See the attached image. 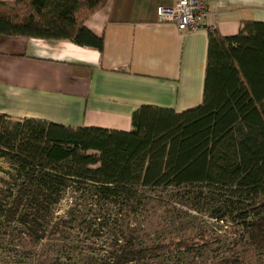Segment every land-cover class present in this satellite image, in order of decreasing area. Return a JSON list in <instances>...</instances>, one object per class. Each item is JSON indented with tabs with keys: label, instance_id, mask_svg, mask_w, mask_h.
Listing matches in <instances>:
<instances>
[{
	"label": "trees",
	"instance_id": "1",
	"mask_svg": "<svg viewBox=\"0 0 264 264\" xmlns=\"http://www.w3.org/2000/svg\"><path fill=\"white\" fill-rule=\"evenodd\" d=\"M106 2L0 0V33L103 51ZM0 159V264H264V22L210 30L199 105L129 131L0 113Z\"/></svg>",
	"mask_w": 264,
	"mask_h": 264
},
{
	"label": "crops",
	"instance_id": "2",
	"mask_svg": "<svg viewBox=\"0 0 264 264\" xmlns=\"http://www.w3.org/2000/svg\"><path fill=\"white\" fill-rule=\"evenodd\" d=\"M175 0H107L85 25L104 49L0 33V113L67 126L133 128L142 105L182 112L202 103L209 32L264 22V0H207L204 24L180 31L157 7Z\"/></svg>",
	"mask_w": 264,
	"mask_h": 264
},
{
	"label": "built area",
	"instance_id": "3",
	"mask_svg": "<svg viewBox=\"0 0 264 264\" xmlns=\"http://www.w3.org/2000/svg\"><path fill=\"white\" fill-rule=\"evenodd\" d=\"M208 12L207 0H175L172 4L162 2L157 7L159 20L175 24L180 31L202 26Z\"/></svg>",
	"mask_w": 264,
	"mask_h": 264
},
{
	"label": "rangeland",
	"instance_id": "4",
	"mask_svg": "<svg viewBox=\"0 0 264 264\" xmlns=\"http://www.w3.org/2000/svg\"><path fill=\"white\" fill-rule=\"evenodd\" d=\"M8 167H9V165H8V163L4 160V159H0V178H2L5 174H7L6 172H7V170H8ZM1 180V179H0ZM69 204H70V201H68V199H64L63 201H62V203H61V205L59 206V212L60 213H63L66 209H67V207L69 206ZM165 216V215H164ZM164 216L163 217H160V215L158 216V217H155L156 218V220L157 221H159V222H162L163 223V218H164ZM74 225H76V228L75 227H73V228H75V229H77V230H79L81 227L80 226H78L76 223H74ZM73 225V226H74ZM74 229V230H75ZM81 232H82V230H80ZM75 232V231H74ZM84 236H87V233L84 235Z\"/></svg>",
	"mask_w": 264,
	"mask_h": 264
}]
</instances>
